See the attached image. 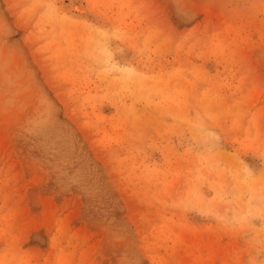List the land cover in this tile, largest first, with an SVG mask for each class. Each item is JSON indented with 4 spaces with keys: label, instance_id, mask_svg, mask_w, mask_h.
<instances>
[{
    "label": "rangeland",
    "instance_id": "obj_1",
    "mask_svg": "<svg viewBox=\"0 0 264 264\" xmlns=\"http://www.w3.org/2000/svg\"><path fill=\"white\" fill-rule=\"evenodd\" d=\"M0 264H264V0H0Z\"/></svg>",
    "mask_w": 264,
    "mask_h": 264
}]
</instances>
